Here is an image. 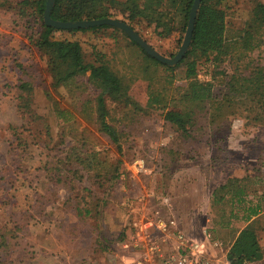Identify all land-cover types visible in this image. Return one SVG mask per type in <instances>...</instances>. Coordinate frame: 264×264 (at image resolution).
Listing matches in <instances>:
<instances>
[{
	"label": "rangeland",
	"instance_id": "obj_1",
	"mask_svg": "<svg viewBox=\"0 0 264 264\" xmlns=\"http://www.w3.org/2000/svg\"><path fill=\"white\" fill-rule=\"evenodd\" d=\"M256 1H230L229 38L245 36L243 24ZM148 4L163 8L158 0ZM17 12L0 5V264H118L136 252L129 245L136 223L156 211L173 216L164 204L169 200L174 210L173 199L177 218L195 223L193 235L181 231L204 241L214 264L228 257L249 224L263 257L244 264H264V115L257 91L241 85L217 100H179L186 87L183 63L166 68L110 30L71 34L87 53L92 46L105 51L127 87V103L106 97L108 122L122 145L117 164L119 155L97 125L98 88L87 75L52 86L45 57L25 47V17ZM169 13L173 26L166 36L154 24L132 22L166 57L178 51L185 32L178 11ZM238 45L214 68L201 70L212 84L225 87L227 74L249 79L264 67L263 25ZM25 79L34 87L30 105L20 100ZM55 106L63 110L60 117ZM163 108L181 110L186 130L165 121ZM220 184L228 186L214 195ZM250 202L260 212L247 221Z\"/></svg>",
	"mask_w": 264,
	"mask_h": 264
},
{
	"label": "trees",
	"instance_id": "obj_2",
	"mask_svg": "<svg viewBox=\"0 0 264 264\" xmlns=\"http://www.w3.org/2000/svg\"><path fill=\"white\" fill-rule=\"evenodd\" d=\"M9 9L16 7L17 13L25 17V47L36 48L46 60V65L52 79V86L61 87L79 76L87 75V80L96 86L99 93L95 102V113L98 128L103 132L113 144L116 153L119 155L117 164H120L122 155V145L120 136L116 128L108 122V109L106 97L112 101H129L127 87L120 75H118L106 61V52L99 51L95 46L89 53L82 49L81 43L71 34L85 32L87 30H110L111 34L119 33L125 37L132 45L139 48L145 56L156 63H161L156 58L147 54L136 42L126 35L119 28L110 24H101L86 28H55L46 25L43 21V10L46 0H18L15 3L2 2ZM163 3V8L154 9L149 7V0H54L50 16L55 20H79L92 19L107 16H115L117 13L124 21L133 28L134 20H143L147 24H154L158 35L166 36L172 30L173 14L178 11L181 20V28L184 30L188 20V14L193 0H158ZM231 0H200L198 10L194 20L191 41L185 54L175 65H167L166 68L173 69L183 63L185 66L183 80L186 87L183 88L181 97L185 101L206 102L229 97L232 89L240 88L241 85L251 87L257 91L264 115V67L254 71L249 79L244 78L240 73H229L225 76L224 86L212 84L209 80H202L197 77L198 68L204 69L206 66L215 67L216 62L224 60L225 55L239 48V43H247L255 26H264V0H258L252 7L248 18L244 21L242 33L232 40L228 35V16L233 9ZM21 8V9H20ZM35 26L38 31L35 33ZM67 33H70L69 35ZM242 40H241V39ZM205 63V64H204ZM197 65V69H196ZM225 71V70H224ZM223 71V72H224ZM228 72V71H226ZM212 74V73H211ZM223 79V78H222ZM247 79V80H246ZM22 90L20 100L23 105H30L31 96L34 94L32 83L25 79L19 83ZM156 100V98H154ZM55 113L60 117L63 110L54 108ZM163 119L171 123L175 129L185 131L188 118L184 117L181 110L163 108ZM117 169V170H116ZM114 176L118 167L114 170ZM233 181L230 179L228 182ZM228 184H220L213 189V194L226 188ZM229 186L228 190L230 189ZM240 189H238L239 193ZM242 198H240L241 200ZM245 207V219L248 221L260 212V205L252 203ZM263 257L262 248L258 242L257 235L252 225L243 227L237 234L228 254L227 260L231 264H244L251 261L260 260Z\"/></svg>",
	"mask_w": 264,
	"mask_h": 264
},
{
	"label": "built area",
	"instance_id": "obj_3",
	"mask_svg": "<svg viewBox=\"0 0 264 264\" xmlns=\"http://www.w3.org/2000/svg\"><path fill=\"white\" fill-rule=\"evenodd\" d=\"M201 70H198L197 77L210 79ZM164 204L167 208L171 206L169 200H165ZM129 245L136 252L118 264H214L204 241L187 236L176 227L173 216H163L157 211L136 223ZM219 264L231 263L226 257H221Z\"/></svg>",
	"mask_w": 264,
	"mask_h": 264
},
{
	"label": "water",
	"instance_id": "obj_4",
	"mask_svg": "<svg viewBox=\"0 0 264 264\" xmlns=\"http://www.w3.org/2000/svg\"><path fill=\"white\" fill-rule=\"evenodd\" d=\"M54 0H46L44 10H43V21L46 25L55 28H86L90 26H96L101 24H110L122 30L126 35H128L134 42H136L147 54L156 58L162 63L168 65H174L181 60L186 50L188 49L189 43L191 41L192 31L194 27V20L200 4V0H193L189 14L187 25L185 28L184 36L178 51L172 57H166L159 53L155 48H153L149 43H147L130 25L122 20L112 18V17H101L92 19H79V20H55L51 18L50 11Z\"/></svg>",
	"mask_w": 264,
	"mask_h": 264
},
{
	"label": "crops",
	"instance_id": "obj_5",
	"mask_svg": "<svg viewBox=\"0 0 264 264\" xmlns=\"http://www.w3.org/2000/svg\"><path fill=\"white\" fill-rule=\"evenodd\" d=\"M196 183L198 184V183H200V182H198V181H191V185H194V184H196ZM201 184H202V183H201ZM187 185H188V184H187ZM172 201H173L174 210H173V208L171 207V208H169V210H170L171 213H170V214H169V213H166V214H167V215H173V216L176 217V227H177L178 229L184 231L187 235H193V234H192V233H193L192 230H194V228L192 227V224H195L193 218H191V219H189V220H186L187 216L184 217V218H182V217L177 218L178 215L180 214V212H179V207H178V202H177L176 199H173ZM171 209H172L173 211H171ZM177 214H178V215H177ZM176 215H177V216H176ZM188 215H189V214H188Z\"/></svg>",
	"mask_w": 264,
	"mask_h": 264
}]
</instances>
